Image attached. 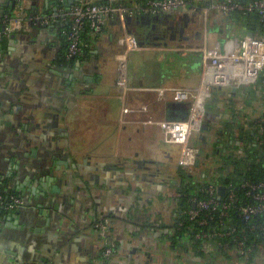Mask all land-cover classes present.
I'll list each match as a JSON object with an SVG mask.
<instances>
[{
	"label": "crops",
	"instance_id": "1",
	"mask_svg": "<svg viewBox=\"0 0 264 264\" xmlns=\"http://www.w3.org/2000/svg\"><path fill=\"white\" fill-rule=\"evenodd\" d=\"M101 1L37 0L32 18L53 21L28 22L9 38L0 34V181L23 201L12 211L0 208V264H264L262 250L249 260L218 250L200 255L174 239L178 190L209 181L223 166L231 170L226 158H244L238 139L257 134L264 88L212 91L205 128L190 140L199 151L190 170L178 167L179 148L166 145L155 124L181 119L170 90L196 91L197 50L206 44L223 51L227 40L243 39L242 23L217 13L203 21L190 9L135 17L126 28L142 49L126 54L129 91L120 97L117 69L125 51L116 19L70 65L64 57L62 30L72 9ZM28 3L31 10L34 0ZM10 4L0 0L1 21L13 14ZM42 184L44 191L31 193ZM97 220L117 244L110 261L102 259Z\"/></svg>",
	"mask_w": 264,
	"mask_h": 264
},
{
	"label": "built area",
	"instance_id": "2",
	"mask_svg": "<svg viewBox=\"0 0 264 264\" xmlns=\"http://www.w3.org/2000/svg\"><path fill=\"white\" fill-rule=\"evenodd\" d=\"M201 0H148L144 4L128 7L117 5L115 0H107V5L80 4L71 11V21L66 31L67 51L69 57L78 56L83 50L88 49L89 43L81 37V29L85 21H88L94 34H101L110 19H116L122 29L120 44L124 47V55L118 60L116 91L120 97H124L129 91L127 86L126 54L131 51H139L142 45L139 40L127 32L126 20L136 15L148 17L163 16L175 11L187 9L198 13L203 21H207L213 13L228 16L234 12L243 15L256 13L260 20H264V0H209L203 6L198 7ZM26 0H18L13 14L6 16L0 25L4 27L1 35L9 38L20 31L25 24L38 21L47 25L53 18H31L27 21L29 10ZM201 55V81L195 92H189L181 88L171 89L172 99L175 103H188L189 113L184 120L161 121L157 124L163 134V142L166 145L177 146L179 157L177 165L184 170L195 167L198 161V149L190 145V140L195 134H199L205 124L207 111V99L210 98L214 89H237L246 87L251 89L264 88V37H249L243 39H229L224 44V50L217 47L210 48L204 44L197 50ZM146 111V107L142 108ZM132 110L123 108V114L131 113ZM255 131L259 137L258 143L263 146L260 154L264 158V111L254 120ZM148 123L153 124L149 120ZM223 188V192L219 191ZM241 188L245 196L251 200V204L238 207V217L249 223L255 217H264V182H243ZM207 199L196 200L194 209L182 212L188 220L200 228H208L215 223V227L209 231L188 230L194 234L193 240L199 241L197 251L203 254L218 250L228 253L231 244L238 257L249 260L252 257L251 249L246 247V236L241 235L238 227L228 225L224 219L230 217L231 212L237 207L239 197L235 193L232 184L224 186L208 181L205 186ZM23 206V201L18 196H8L5 199L0 195V208L8 211ZM218 213V217H215ZM213 222V223H212ZM211 223V224H210ZM94 229L103 241L102 259L110 261L116 254L117 244L107 236V228L103 220L94 222ZM182 225V224H181ZM260 232L264 241V225L260 226ZM232 237V243L227 241ZM186 238V237H185ZM186 242L189 240L186 238ZM264 252V249H261Z\"/></svg>",
	"mask_w": 264,
	"mask_h": 264
},
{
	"label": "trees",
	"instance_id": "3",
	"mask_svg": "<svg viewBox=\"0 0 264 264\" xmlns=\"http://www.w3.org/2000/svg\"><path fill=\"white\" fill-rule=\"evenodd\" d=\"M146 1L148 0H144V2L139 3L138 5L144 4ZM240 1H248V0H240ZM116 4L132 7V5H126L120 2H117ZM95 5H100V6L107 5V0H102L101 2H97L95 3ZM201 6H203V4L199 2L198 7H201ZM32 16H33V12L29 9L27 12V16H26L27 21H29L32 18ZM139 16L141 15H136L134 17L128 18L126 20V26L127 27L130 26V24L137 19L135 17H139ZM227 17L234 24L242 23L244 30L247 33H251L254 37H264V20L261 21L256 13H250L247 15H243L238 12H234L228 15ZM69 25H70V22L65 27V29L62 30L63 31L62 36H63V39L66 45H67V41H66L65 33L66 31H68ZM2 27L3 26L0 25V34L2 32ZM80 34H81L82 39L86 41L87 43H89V45L91 44L92 39H96L100 35V34L96 35L93 33L88 21L84 22V25L81 29ZM84 51L85 50H83L82 52ZM64 57L70 65L72 62V58L68 56L67 46H66V53ZM230 129H231L230 126L226 125V127L224 128V133H227L229 135V133H231ZM238 140L239 142L242 143L241 148L244 154V158L238 159V160L235 157L226 158L225 160H230L231 164L233 165V168L231 170H228L227 166H223L222 168L217 169L218 172L215 173L214 176H212L209 181L212 180L216 184H222L224 186L232 184V187L235 193L239 197V203L237 207L234 209V211L231 212L230 217L224 219V221L228 225H234L238 227L239 231L241 232V235L246 236V247L251 249L250 257H252L256 253H258L259 250L264 249V241H263V237L260 232V226L264 225V217H255L251 222L244 223L238 217V207L252 203L251 200L245 196V191L241 188V184L243 182H250V183L264 182V158L260 154L261 150H263V146H261L258 143L259 141L258 135L257 134L252 135L250 132L243 133V134L241 133V137ZM203 141H206V138H203ZM223 145L227 146L228 144L224 143ZM181 170H184V169H181ZM207 182L208 181L204 180V181H199L196 183L194 182L193 185L191 183L187 185L183 184V186L178 190V193L180 194V199L178 203L177 217H176V222H175L174 239L177 240L178 242H181L187 238L189 240L188 242L190 243L192 248H194L195 250L196 248H198V245L200 243L199 241L193 240L194 232L191 233L188 229L194 228L195 232L201 231V230L208 232L210 227L211 228L215 227V223L214 224L210 223L211 225H209L208 228L196 227L194 223L188 220V217H186L185 215H182V212L194 209V202L192 201L193 198H195L196 200L207 199V195L205 194V186ZM0 195L2 196L3 199L11 195L19 196L14 192L12 193L6 192L5 186L1 181H0ZM215 217H218V213H215ZM232 240H233L232 237L227 239V241H229L230 243H232ZM103 250L104 249L102 248L101 251L103 252ZM197 252L200 255L201 254L204 255L203 253L199 251ZM229 252L235 253L234 247L232 244L229 249ZM223 254L225 255L227 253H223ZM239 258L242 259V257H239Z\"/></svg>",
	"mask_w": 264,
	"mask_h": 264
},
{
	"label": "water",
	"instance_id": "4",
	"mask_svg": "<svg viewBox=\"0 0 264 264\" xmlns=\"http://www.w3.org/2000/svg\"><path fill=\"white\" fill-rule=\"evenodd\" d=\"M11 1V4H10V6L14 9L15 8V6H16V3H17V1L18 0H10ZM27 1V0H26ZM27 2H29V0L27 1ZM37 4V0H34V4L32 5V7H31V11L33 12V13H35L36 12V5ZM71 4V3H70ZM75 4V3H74ZM77 4V3H76ZM68 10V9H67ZM148 17V16H147ZM4 30V27H2V31ZM247 36H249V37H252L253 35L251 34V33H248V35ZM75 57H72V59H74ZM233 91H234V89H233ZM189 108H190V105L188 104V103H173L172 105H171V109H172V111L173 112H179L181 115H182V117H181V119L180 120H184V119H186L187 118V116H188V113H189ZM54 119H56L57 117H53ZM54 126H55V124H54ZM205 128V126H203V128L202 129H204ZM60 133H62L61 131H59ZM138 164V166H140V165H142L141 163H137ZM46 187L47 186H45V184H42L41 186L39 185L38 187H32L31 188V193L32 194H36V193H39V191L40 190H43L44 191V189H46ZM52 190H55L56 191V189H52ZM42 191V192H43ZM219 191L222 193L223 192V188H220L219 189ZM14 192V191H13Z\"/></svg>",
	"mask_w": 264,
	"mask_h": 264
},
{
	"label": "rangeland",
	"instance_id": "5",
	"mask_svg": "<svg viewBox=\"0 0 264 264\" xmlns=\"http://www.w3.org/2000/svg\"><path fill=\"white\" fill-rule=\"evenodd\" d=\"M202 19V18H201ZM93 229H94V225H93ZM99 236V235H98ZM99 239H100V236H99ZM100 241H101V245H102V247H103V241L100 239Z\"/></svg>",
	"mask_w": 264,
	"mask_h": 264
},
{
	"label": "flooded vegetation",
	"instance_id": "6",
	"mask_svg": "<svg viewBox=\"0 0 264 264\" xmlns=\"http://www.w3.org/2000/svg\"><path fill=\"white\" fill-rule=\"evenodd\" d=\"M241 146H242V143H241ZM96 222V221H95ZM94 224V223H93Z\"/></svg>",
	"mask_w": 264,
	"mask_h": 264
}]
</instances>
